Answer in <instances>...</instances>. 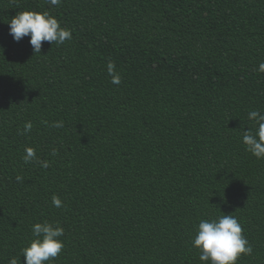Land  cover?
Wrapping results in <instances>:
<instances>
[{"label":"trees","instance_id":"trees-1","mask_svg":"<svg viewBox=\"0 0 264 264\" xmlns=\"http://www.w3.org/2000/svg\"><path fill=\"white\" fill-rule=\"evenodd\" d=\"M45 10L73 39L34 54L9 22ZM261 62L264 0H0V264L45 219L65 229L53 264H201L194 226L224 213L253 247L238 264H264V160L241 142Z\"/></svg>","mask_w":264,"mask_h":264},{"label":"clouds","instance_id":"clouds-1","mask_svg":"<svg viewBox=\"0 0 264 264\" xmlns=\"http://www.w3.org/2000/svg\"><path fill=\"white\" fill-rule=\"evenodd\" d=\"M50 7L60 6L63 0H47ZM9 34L19 42L22 38L30 36V45L34 54L41 53L43 42H50L56 46L65 44L73 39L71 29L62 26L61 21L49 11H22L9 22ZM108 75L112 77L111 83L119 85L121 76L116 71L115 63L107 64ZM258 72L264 73V62L258 65ZM251 122L247 130L243 129L241 142L244 150L251 153L257 160H264V110L253 109L247 114ZM48 126L47 121H42ZM53 128H63L64 121H54ZM33 129V123L26 121L23 129L18 130L20 135H27ZM52 156L58 154V149L53 148ZM24 164H37L43 169H48L51 162L41 159L37 155L36 148L26 146L22 156ZM23 176L17 175L16 181L22 183ZM52 206L63 208L64 202L58 195L51 198ZM224 213V212H223ZM195 233L191 239L192 248L199 253L201 264H238L242 256L253 253V247L238 218L232 214L212 215L199 219L194 226ZM31 238L27 245L20 251V257H24V264H53L63 252L65 244L62 239L65 233L64 227L59 221L35 222L30 228ZM8 264H21L16 256L9 259Z\"/></svg>","mask_w":264,"mask_h":264}]
</instances>
